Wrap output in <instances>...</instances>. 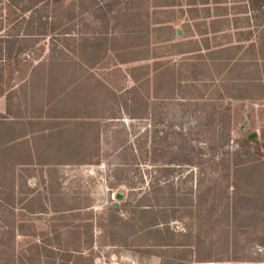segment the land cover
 I'll return each mask as SVG.
<instances>
[{
    "label": "rangeland",
    "instance_id": "374dc122",
    "mask_svg": "<svg viewBox=\"0 0 264 264\" xmlns=\"http://www.w3.org/2000/svg\"><path fill=\"white\" fill-rule=\"evenodd\" d=\"M208 1L60 0L51 35L19 42L0 78V264H264V91L207 96L193 41L175 46L222 12ZM217 1L264 20V0Z\"/></svg>",
    "mask_w": 264,
    "mask_h": 264
},
{
    "label": "crops",
    "instance_id": "0c3cea01",
    "mask_svg": "<svg viewBox=\"0 0 264 264\" xmlns=\"http://www.w3.org/2000/svg\"><path fill=\"white\" fill-rule=\"evenodd\" d=\"M223 7L224 5L221 4L214 5V11L223 12ZM230 11L229 14L218 13L216 17L206 16L209 22L205 20L204 31L195 30V27L187 34L183 28L179 29L181 33L177 30L179 40L183 41H178L175 46L185 47L187 41H193L189 43H193L196 47L189 50L190 55L199 53L200 56L196 57L199 59L192 57L190 65L205 70L206 75H200L199 78L209 80L206 83L211 84L207 96L216 91L228 102H249L252 97L245 93L253 95L254 86H260L264 91V56L259 55L260 42H262L260 39L264 38V24L261 22L255 24L253 22L255 15L252 19L248 18L249 21L243 25L238 20H227L234 15ZM248 13L252 14L255 11L250 10ZM183 81H185L183 85L193 82L189 79Z\"/></svg>",
    "mask_w": 264,
    "mask_h": 264
},
{
    "label": "trees",
    "instance_id": "16d2710c",
    "mask_svg": "<svg viewBox=\"0 0 264 264\" xmlns=\"http://www.w3.org/2000/svg\"><path fill=\"white\" fill-rule=\"evenodd\" d=\"M59 1L60 0H0V78L3 76L6 60L8 58H11L15 51H22L19 47L16 48V46L20 44L19 42L24 41V39L28 37L51 35L50 33L52 32L51 28L53 25H50L48 11H54L53 7L56 6ZM210 2L216 5L220 1L209 0L208 2L202 3L205 4ZM189 4L196 5L197 3L195 1H190ZM248 5L250 6L251 10L255 9L251 7L250 2L248 3ZM67 10H72V3L67 6ZM256 10L259 11L260 9L257 8ZM217 15L219 14L216 13L215 16ZM263 21L264 20H262L261 23H263ZM15 28L19 29L20 32L11 34L10 29ZM260 41L262 42H260L261 48L259 51V55L264 56V38L263 40L260 39ZM180 90L181 89H177L178 94L182 96L185 95L183 94V92H180ZM248 141H246L247 145L249 144ZM258 162L259 164H264L263 161L257 160L255 165L258 164ZM250 167L252 168V166H249V168ZM257 254L258 258H260V255L262 254V250L260 248H258ZM218 261L222 262L221 260ZM262 261L263 260L261 258V260H254L249 262H251L250 264H255L256 262Z\"/></svg>",
    "mask_w": 264,
    "mask_h": 264
},
{
    "label": "water",
    "instance_id": "95a60500",
    "mask_svg": "<svg viewBox=\"0 0 264 264\" xmlns=\"http://www.w3.org/2000/svg\"><path fill=\"white\" fill-rule=\"evenodd\" d=\"M178 33H181V30H178ZM117 198L119 200H121L123 198V195L122 194H117Z\"/></svg>",
    "mask_w": 264,
    "mask_h": 264
}]
</instances>
